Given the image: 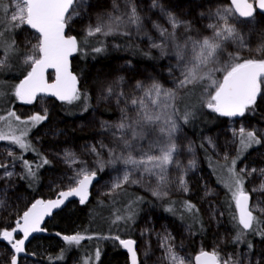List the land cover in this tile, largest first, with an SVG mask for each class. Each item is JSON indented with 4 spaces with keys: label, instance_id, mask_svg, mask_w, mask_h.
Listing matches in <instances>:
<instances>
[{
    "label": "rangeland",
    "instance_id": "rangeland-1",
    "mask_svg": "<svg viewBox=\"0 0 264 264\" xmlns=\"http://www.w3.org/2000/svg\"><path fill=\"white\" fill-rule=\"evenodd\" d=\"M5 2L10 4V0H5ZM131 2L137 6V11L142 17V32L147 31L156 42H160L161 37L152 27V21H159L171 30V26L161 14L160 9L151 7L152 0H131ZM159 3L166 11L189 23V31L185 32L183 26L177 29L181 41L187 36L195 39L212 37L214 31L208 25L223 24L217 17V10L230 8L228 0H159ZM13 10H15L14 7H10L9 12ZM77 11L79 15H74L66 25L68 36L77 33L88 36L89 27L94 28L98 23L106 21L110 13L117 16L130 11V8L127 5V0H82V3L77 6ZM9 19L10 15L0 9V29H2L0 32L3 33L0 40L6 43L15 40L20 64L26 71H29L30 65L24 63V58L32 53V45L38 43L35 39L37 34L26 25L11 30L10 33V31L5 30L2 23ZM228 20L244 38L247 47L241 48L238 41H226L223 49L218 52L215 66L229 63L230 53L239 54L241 62L245 58L260 59L264 57V50L258 51L261 45H264V20L259 24L254 22L245 24L241 22L240 18H233L232 16H229ZM126 30L131 35H121L120 32L113 35L125 36L143 49L152 50L157 56L156 60L149 65L132 61L125 51H114V45L107 43L108 48L113 50L108 62L96 65L89 64V62L85 74L78 81V91L89 97L90 108L83 115L74 119H67L60 113L61 103L52 98L39 97L31 104H24L18 100L12 107V112L20 117V121H28L27 124L9 117L8 114L3 116L6 117L5 119L0 120V129H3L4 132L10 131L9 125L14 129L15 135H20L21 130L27 128L28 133L25 140L31 145V148L25 151L7 140L0 141V164L6 165V168H0V202H2L0 203V231L13 228L15 225L13 219L22 216L35 199H51L60 191L74 187L75 181L81 178L77 176V172L82 167L86 166L90 171H97L99 180L91 190V195L95 197H108L109 193H113L112 186L116 179L122 180L126 168L122 162H117L115 165L106 163L103 171L98 169V159L105 162L109 159L108 150L101 147V142L109 147H117L118 142L114 140L112 132L115 131L114 126L121 120V109L127 108L128 115L135 116V110L132 108L130 100L133 96L142 95L135 88L137 81L147 85L156 80L165 88H175V79L181 78L174 54L161 56L158 49L150 46L147 36H144L142 32L137 34L134 25H129ZM93 36L108 37L100 33ZM0 60H5L3 47H0ZM4 66L0 67V70ZM209 67H213V65ZM18 71L20 69L16 66L10 73L15 74ZM222 76V72L215 73L217 79L221 80ZM48 79L53 80V75L49 74ZM204 83L207 84L208 82L204 81ZM13 85L15 84L7 80L4 81L0 77V100L5 98L10 89H14ZM109 86L114 89L112 95L108 94ZM190 86L192 85L188 87ZM186 89L176 90L177 99ZM122 91L129 101L127 104L124 97H120L118 101V96ZM210 91H214V89H210ZM194 94L188 93L185 96L182 104L184 110L186 108L191 110L194 106ZM200 95L203 104H207L209 97L204 88L200 91ZM6 103V101H0L1 111V108L6 107ZM256 104L261 117L256 116L254 118L253 114L248 112L238 118H222L213 124L203 136L204 144L219 160L218 163L210 162L214 181L217 185L209 171L200 165L193 138L183 129L177 116L175 119L178 130L174 134V142L178 147L177 151L173 153V157L174 161H178L179 166L175 162L168 165L163 182L158 181L157 176L145 174L140 184L129 183L124 185L138 189L149 199L158 203L177 196L189 198L200 210L208 231L207 240L202 241L199 237L194 236L186 226L163 217L157 210L146 211L140 216L134 228L139 264H170L167 258L168 248L183 258L185 264H194L195 256L201 251L217 252L221 262L231 257L238 264H264V236L261 239H254L251 244L242 247L237 253H233L228 248L232 231L225 220L226 214L221 200L223 194L222 198L226 206L230 207L235 204L232 202L231 193L225 185L231 179L228 169L232 166V160L236 159V170L239 171L242 168L246 170L244 188L249 191L251 196L250 207L254 210L253 213L263 220L261 230L264 232V211H261L264 209V191H253V187H260L261 182L264 181V176L258 172L253 173L250 177L247 175V172L253 168L264 169V143L252 145L247 150L241 151L239 158H237L238 150L241 149V128L246 131H253L258 138L264 137V88H262V94L258 96ZM36 114L46 115L47 118L33 127L30 117ZM102 125H112L113 127L105 130ZM157 136H159L158 132L138 141L140 148L133 150V155L139 158L140 149L147 151L149 140H155ZM161 139L164 138L161 137ZM33 147L47 156L48 161H50L47 170L43 168L40 161H34L37 151ZM92 147L98 150L99 156L91 151ZM17 148L24 152L22 154L26 161L35 162L34 167L31 166L32 171L36 174L35 177L27 175L24 162H21L22 159H16ZM66 151L71 152L73 156L66 157ZM155 151L158 154V149ZM9 152H13L14 155L9 156ZM26 154H29L31 158L28 159ZM117 154H119V149ZM124 154L126 155L127 152ZM73 159L76 161L75 163L72 162ZM37 165L42 166L37 167ZM127 167L131 168V166ZM6 172H11L12 175L7 176ZM37 173L40 176V187L34 196L26 190L24 179L31 186H37ZM181 176L185 180L187 191H184L179 184ZM132 178L141 179L140 172H132ZM158 183L161 184L162 190L168 192L164 198H157L152 195L151 189L156 188ZM11 256L10 247L4 246L0 242V264H9ZM19 264L44 263L33 255V258H22ZM64 264H80L79 256L75 253L70 254ZM82 264L89 263L84 261Z\"/></svg>",
    "mask_w": 264,
    "mask_h": 264
},
{
    "label": "snow or ice",
    "instance_id": "snow-or-ice-1",
    "mask_svg": "<svg viewBox=\"0 0 264 264\" xmlns=\"http://www.w3.org/2000/svg\"><path fill=\"white\" fill-rule=\"evenodd\" d=\"M82 0H10V4L5 0H0V9L10 15V19L3 21L4 28L7 31L16 28H22L25 25L34 30L38 35L35 39L38 43L32 45V53L24 58V63L30 65V71L20 81L14 85V95L24 103L31 104L40 94L55 96L62 102L72 103L80 99V92L77 89V78L69 71V57L78 51V41L72 36H66L65 28L74 15H79L77 6ZM130 11L121 15H108L106 21L98 23L94 28L89 27L88 36L100 33L105 36L120 32L121 35H131L126 29L129 25L136 27L137 34L143 29L142 17L137 11V6L127 0ZM10 7L15 10L9 12ZM115 7V4H114ZM151 7L159 8L161 14L166 18L171 30L161 24L159 21H152V27L159 33L160 42H156L147 31L142 34L148 37L150 46L160 51L161 56L175 55L177 59V68L180 69V77L175 79V88H165L160 82L153 80L145 85L137 81L135 88L142 95L133 96L130 100L132 108L135 110V116H129L127 108L121 109L122 117L116 124L112 136L117 143V147H109L101 142V147L106 148L109 153L107 162L98 159L97 167L100 171L107 164L115 165L122 162L126 168L122 180L117 178L112 186V192L122 189L125 184H140L144 175L157 176L158 181L165 180L164 174L167 166L174 161L173 153L177 151V144L174 142V134L177 132L178 115L175 100L177 99V89H186L189 85L202 83L204 91L208 93V102L206 107L223 117L244 116L246 111L251 109L257 102L258 96L262 94L264 88V57L260 59L245 58L241 62L239 54H229L230 62L224 65L215 66L217 55L223 49L226 41H238L241 48L247 47L244 38L236 31L233 24L229 23L228 17L241 18V22L259 24L264 20V0H231V7L218 9L217 17L223 24H209L213 29L212 37L195 39L187 36L182 41L177 34V29L184 27L185 32L189 31L190 25L187 21L180 20L173 13L166 11L159 3V0H152ZM3 33L0 32V37ZM0 47L4 48V56L7 58L10 52L16 50L15 40L6 43L0 40ZM171 48V51H169ZM96 52L102 51L101 48L94 49ZM264 50V45L258 51ZM38 53V54H37ZM5 60H0V67L4 66ZM213 65V67H209ZM48 69L55 70V82L49 83L45 73ZM171 71V70H170ZM222 72V80L215 77V73ZM214 89V91H210ZM114 89L109 86L108 94L112 95ZM124 97L126 104L129 102L123 91L118 96ZM193 113L187 108L182 116L185 123L192 117ZM9 117L20 121V117L15 112H9ZM46 115L36 114L30 117L33 127L46 119ZM5 117H0V120ZM27 124L28 121H20ZM105 130L113 127L112 125H102ZM9 132L0 129V141L7 140L17 145L22 150H29L31 145L26 142L28 129L21 130L20 135L14 134V129L9 125ZM159 133L155 140H149V149L144 151L142 148L139 158L133 155V150L140 148L138 141L144 140L153 133ZM163 137L164 139H161ZM264 143V137L258 138L253 131L240 129V145L237 158L240 152L247 150L252 145ZM119 149V154H117ZM158 149V154L156 153ZM93 153L99 156L95 147L91 148ZM127 152L125 155L124 153ZM13 156V152L8 153ZM66 157H72L71 152H65ZM18 158V157H17ZM227 159V157H226ZM76 161L73 159L72 161ZM50 161L43 160V164ZM27 169V175L35 177L28 161H24ZM41 165H37L40 167ZM127 166H131L128 168ZM236 159L232 160V166L228 169L230 173V182L226 187L231 193L232 202L235 203L236 214L233 220L236 221L243 230L252 229L254 222H259L253 214L254 210L250 207V195L244 188L245 169L236 170ZM0 168H6V165L0 164ZM139 171L141 179L132 178V172ZM259 173L264 176V169H255L247 172L250 177L253 173ZM11 176V172L5 173ZM77 176L81 177L75 181L76 186L67 191H60L55 200H37L22 216L16 220L15 228L12 230L0 231V239L11 245L14 254L11 256V264H18L17 254L25 251V241L30 234L42 231L40 225L46 215H50L52 209L60 207L68 197H79L80 203L84 204L89 195V186L97 176V171L89 170L86 166L79 169ZM179 184L187 191V185L183 176L179 178ZM152 195L157 198H164L168 195L167 191L162 190L158 183L156 188L151 189ZM253 191H264V181L259 188L253 187ZM112 193H109L111 195ZM2 203V202H0ZM195 208L191 203L186 202V210L192 212ZM171 210V209H168ZM264 211V209H261ZM123 217L117 216V220ZM130 218V217H129ZM14 233H23L22 239H14ZM264 235V232L260 233ZM59 235V234H58ZM244 232L237 231L235 241L239 242ZM62 239L69 245H79L84 236L80 234L65 235ZM118 240L120 246L127 251L130 258V264H138V255L135 249V241L132 239H121L119 236L112 237ZM167 239V238H166ZM167 258L170 264H185L183 258L176 255L171 248L167 249ZM100 253L96 252V258L99 259ZM196 264H238L231 257L223 262L219 259V254L215 251L209 253L201 251L195 257Z\"/></svg>",
    "mask_w": 264,
    "mask_h": 264
},
{
    "label": "trees",
    "instance_id": "trees-1",
    "mask_svg": "<svg viewBox=\"0 0 264 264\" xmlns=\"http://www.w3.org/2000/svg\"><path fill=\"white\" fill-rule=\"evenodd\" d=\"M73 36L78 41V51L75 52V55L71 59V71L77 78V84L79 83V79L85 74L89 62V64L92 65L105 64L108 62L113 54V50L108 48L107 43H112L114 45V51H125L129 55L128 57L135 62L152 64L157 57L155 53L147 52L141 46H138L125 36L112 35L108 37H96L83 36L78 33ZM96 48H101L102 51L96 52L94 50ZM16 66L19 67L20 71L11 74L10 72ZM26 75L27 71L19 61L18 50L16 49L15 51L10 52L5 59V66L0 70V77L2 80H7L12 84L17 85ZM202 84L205 83L194 84L184 90L179 95L175 106L178 113L177 118L181 126L193 138V144L199 160L202 163V167L209 171L214 181L210 162L218 163L219 160L215 158L214 154L204 144L203 136L213 124L217 123L219 119L225 117L212 112L206 107V104H203L200 95V91L203 89ZM14 91L15 89H10L5 95V98L0 100L7 102L5 104L6 107L1 108L2 111L0 110V117L12 112L13 105L17 103L18 99L14 95ZM188 93H195V98L193 99L194 106L192 109L189 110L187 108L193 113V115L188 122L185 123L182 116L185 110L183 109L182 104ZM88 98L89 97L86 94L80 93V99L74 100L72 103H62V109L60 110L61 115L67 119H74L83 115L90 108ZM248 112L253 114L254 118H256V116H262L258 110L257 104L247 110L245 114ZM34 149L37 151L39 159L41 157L39 149ZM17 150V157L22 159L21 162H24L25 159L22 154L24 152H21L18 148ZM26 155L28 159L31 158L29 154ZM39 161L41 162V160ZM29 163L34 167L33 162ZM25 172L26 169L24 170V174ZM38 173L40 175V172ZM38 173L37 186H31L30 183L26 182V179H24L26 190L30 191L34 196L40 187V176ZM222 197L223 194L221 200L223 208L225 209V220L232 231V237L228 242V248L233 253H237L242 247L251 244L254 239H261L264 236L260 234L263 232L261 230L263 220L257 217L259 222H254L252 229L248 232L243 231L238 223L233 220V215L236 214L234 204L230 207L226 206ZM186 202L191 203L187 198L177 196L158 203L149 199L138 189L128 185L123 186L122 189L116 190V192L106 198L91 195L87 204L80 205L77 202H72L47 221L44 226L46 233L43 236H37L32 239L27 246V252L32 256L34 255L44 264H64L68 256L72 253L79 256L80 264L84 261H87L89 264H93L94 262L95 264H127L126 253L121 249L119 241L113 240L112 237L119 236L121 239L136 240L134 228L140 216L146 211L153 212L155 210L160 212L164 217L175 221L177 224L186 226L194 236L199 237L202 241L207 240L208 231L200 210L196 205L191 203L195 208L192 212L187 211ZM117 216L123 218L117 220ZM17 219L18 217L13 219L14 224ZM238 230L244 232V235L239 242H236L235 237ZM75 234H80L85 237L79 245H69L62 239L65 235L70 236ZM97 251L100 253L99 259L96 258Z\"/></svg>",
    "mask_w": 264,
    "mask_h": 264
},
{
    "label": "water",
    "instance_id": "water-1",
    "mask_svg": "<svg viewBox=\"0 0 264 264\" xmlns=\"http://www.w3.org/2000/svg\"><path fill=\"white\" fill-rule=\"evenodd\" d=\"M228 3H229V5H230V7H231V0H228ZM241 19V18H240ZM32 30V29H31ZM33 32H34V30H32ZM35 33V32H34ZM37 34V33H36ZM65 34H66V36H68L67 34V29L65 28ZM38 35V34H37ZM72 37H74V36H72ZM75 38V37H74ZM75 55V52L69 57V71L71 72V74L72 75H74L73 73H72V71H71V59L73 58V56ZM31 69H29V71H30ZM49 74H52L53 75V80H49L48 79V75ZM45 76H46V79L48 80V82L49 83H53V82H55V70L54 69H48L47 71H46V73H45ZM75 76V75H74ZM78 85V84H77ZM39 97H46V98H52V99H55L56 101H58L59 103H66V102H62V101H60V100H58L55 96H49V95H44V94H40V95H38V97L37 98H39ZM236 117H238V116H236ZM227 118H233V117H227ZM98 180H99V177H98V175L96 176V178L93 180V182H92V184L89 186V195H88V198H87V200H86V202L84 203V204H87L88 202H89V200H90V197H91V190H92V188H93V186L98 182ZM76 186V185H75ZM74 186V187H75ZM67 190H69V189H66V190H62V191H67ZM57 197H58V193H57V195L55 196V197H53V198H51L52 200H55V199H57ZM37 200H44V201H47V200H50V199H42V198H37V199H35L28 207H27V209L28 208H30L31 207V205L33 204V203H35V201H37ZM250 201H251V198H250ZM250 201H249V204H250ZM72 202H77V203H79L80 205H84V204H81L80 203V200H79V197H76V196H72V197H68L65 201H64V203L62 204V205H60V207H58V208H54V209H52V211H51V214L50 215H46L44 218H43V220H42V222H41V225H40V227H41V229H42V231H40V232H34V233H32V234H30V236L28 237V239L25 241V251L24 252H22V253H19V254H17V261H18V264H19V260L20 259H22V258H32V255H30L28 252H27V246L29 245V243L31 242V240L32 239H34L35 237H37V236H43L45 233H46V231H45V228H44V226H45V224L47 223V221H49L56 213H58V212H60V211H62L68 204H70V203H72ZM26 209V210H27ZM25 210V211H26ZM23 215V214H22ZM15 228V225H14V227L13 228H11V229H9V230H12V229H14ZM242 228V227H241ZM5 230V229H4ZM245 231V230H244ZM249 231V230H248ZM23 238V233H14V239H22ZM133 240V239H132ZM135 241V240H134ZM0 242L1 243H4V244H8L6 241H3L2 239H0ZM120 245V244H119ZM9 247H10V249H11V251H12V255L14 254V252H13V250H12V248H11V245L9 244ZM121 247V246H120ZM121 249L126 253V256H127V264H130V258H129V254L127 253V251L125 250V249H123L122 247H121ZM135 249H136V242H135ZM200 254V253H199ZM198 254V255H199ZM197 256V255H196ZM195 256V257H196ZM9 264H11V259H10V262H9ZM138 264H139V261H138ZM194 264H196V261H195V258H194Z\"/></svg>",
    "mask_w": 264,
    "mask_h": 264
},
{
    "label": "flooded vegetation",
    "instance_id": "flooded-vegetation-1",
    "mask_svg": "<svg viewBox=\"0 0 264 264\" xmlns=\"http://www.w3.org/2000/svg\"><path fill=\"white\" fill-rule=\"evenodd\" d=\"M144 50H146L147 52H151V53H153L152 52V50L150 51L148 48H144ZM144 64H146V65H149V63H144ZM223 117V116H222ZM238 117H240V116H238ZM238 117H236V118H238ZM225 118H227V117H225ZM233 118H235V117H233ZM33 130V129H32ZM34 148H36V147H34ZM37 149V148H36ZM39 154L41 155V157L38 159V155H37V153H36V156L34 157V161H39V160H41V162H42V164H43V160L44 159H47L48 160V158H47V156L46 155H44L43 153H41L40 151H39ZM33 161V163L35 164V162ZM200 163V165L202 166V163H201V161L199 162ZM43 168H45L46 170L48 169V164H43ZM203 168V167H202ZM204 169V168H203ZM211 175V174H210ZM212 177V176H211ZM213 179V178H212ZM247 191V190H246ZM248 193H249V191H247ZM250 195V194H249ZM187 198V197H186ZM250 198H251V196H250ZM187 200H189L191 203H193L189 198H187ZM194 204V203H193ZM250 204H251V201H250ZM195 205V204H194ZM234 207H235V204H234ZM235 212H236V208H235ZM254 214V213H253ZM255 215V214H254ZM163 216V215H162ZM256 216V215H255ZM164 217V216H163ZM256 217H258V216H256ZM166 218V217H165ZM260 218V217H259ZM239 225V224H238ZM239 227L241 228V226L239 225ZM242 229V228H241ZM243 230V229H242ZM244 231V230H243ZM245 232H248V231H245ZM135 242H136V240H135ZM4 244V243H3ZM4 245H9V244H4ZM138 255V254H137ZM32 258H33V256H32ZM21 260V259H20ZM20 260H19V262H20Z\"/></svg>",
    "mask_w": 264,
    "mask_h": 264
}]
</instances>
